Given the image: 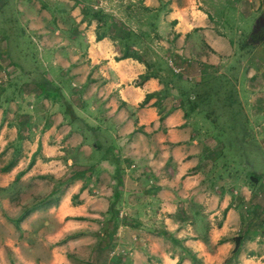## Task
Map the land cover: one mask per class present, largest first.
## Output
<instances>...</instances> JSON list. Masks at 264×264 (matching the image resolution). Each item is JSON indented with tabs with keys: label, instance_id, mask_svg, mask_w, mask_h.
<instances>
[{
	"label": "crops",
	"instance_id": "1",
	"mask_svg": "<svg viewBox=\"0 0 264 264\" xmlns=\"http://www.w3.org/2000/svg\"><path fill=\"white\" fill-rule=\"evenodd\" d=\"M181 2L178 6L170 1L164 22L156 24L170 72L177 77L182 75L184 80L203 79L204 75L226 76L227 64L226 70L232 76L241 69L239 72L249 76V81L253 79L257 73L254 68L260 69L264 64L260 50L264 39L257 41L261 46L256 51L251 50L260 33H251L252 36L249 33L243 38L235 19L241 16L245 19L254 13L256 4L252 5L251 0H218L215 4L201 0L202 9H196L190 0ZM142 3L152 7L155 0H142ZM225 11L234 12V22H226L222 15ZM260 23L258 27L263 28ZM85 42V63L81 66L84 75L77 76L75 71L80 67L70 72L65 70L68 82L60 88L67 114L59 103L39 100L36 94L35 99L13 102L20 108L13 118H3L4 106L0 107V152L12 153L8 162L13 160V164L5 162L2 166L6 171L0 173V188L13 191L25 187L26 190L28 185L55 179L61 169L84 170L90 178L84 188L80 180L68 183L61 195L53 184L46 196L40 198L33 199L38 190H32L29 202L34 201L26 207V211L30 210L20 222L21 234L29 237L38 233L40 228L29 224L43 214L45 205L51 204L46 211L67 218L71 224L100 220L101 229L109 236L106 211L111 187L107 195L106 180L113 184V160L119 158L123 172L121 200L134 202L130 199L139 198L137 191L136 195L132 194L130 184H138L140 192L147 191L146 204L137 218L149 220V227L144 228L141 223L133 227L118 224L113 236L115 249L122 246L119 251L122 254H116L105 264L114 261L120 264H264V177L259 176L253 186L245 179L237 180L229 157L235 150L228 147L224 152L226 157L215 161L218 172L206 187L200 162L208 149L201 144L207 134L214 132L211 120L187 110L174 85L167 84L169 89L163 92L166 87L159 79L146 76L141 63L129 58L115 61L118 54L112 43L107 39L95 41L93 28L86 34ZM249 58L252 63L245 64ZM253 60H258L255 63L258 66ZM236 61L239 66L232 65ZM50 71L52 77L46 74L47 78L58 83V73L62 74L58 69ZM142 76L145 79L137 84ZM260 76L264 78V71ZM230 80L239 96V78L230 77ZM146 95H149L146 102L139 107ZM258 98L264 103L262 94ZM253 117L255 122L264 125V109ZM16 139L20 141L18 150H15L17 147L10 149ZM222 150L220 145L213 151L221 153ZM31 156L33 162L27 167ZM96 177L103 180L102 186ZM211 186L215 192L203 193L206 188L212 191ZM75 195L72 203L71 197ZM8 201L11 199L2 200V207ZM208 219L217 222H208L206 227L204 220ZM136 235L143 236L141 240L145 241L140 242ZM237 236L242 240L237 252L232 253L233 239ZM53 254L52 251L48 263L41 264L63 262L57 256L54 260Z\"/></svg>",
	"mask_w": 264,
	"mask_h": 264
},
{
	"label": "rangeland",
	"instance_id": "2",
	"mask_svg": "<svg viewBox=\"0 0 264 264\" xmlns=\"http://www.w3.org/2000/svg\"><path fill=\"white\" fill-rule=\"evenodd\" d=\"M133 1L136 0H0V107L4 106L3 118H11L10 116L13 118L18 114L19 104L17 105V103L13 102L35 99L36 89L32 80L35 77L34 73L37 74L36 71L41 70L50 78L53 73L50 70L54 69L56 71L58 69L64 75L61 81L65 83L68 82L69 78V75L66 76L67 72L65 70L70 72V69L74 71L77 67H80L75 72L79 77L84 75L81 66L85 63V36L89 30L94 28V22H91L89 26H85L86 20L82 18L86 6L102 8L104 12L111 14L117 20L114 23L118 26V35L121 29H129L134 33L138 32L142 30L139 23L146 22L147 19L152 21L150 19L151 13L139 12L137 7L132 5ZM160 1H168L169 3L172 0ZM160 1L155 0V5L148 7L155 9L161 4ZM173 1L178 6L182 4L181 0ZM184 1L186 2V0ZM198 1L200 5H198L196 0H190V4L193 8L202 9V2L201 0ZM210 1L213 4L218 2V0ZM251 4H254V6L256 4L257 6L254 13L245 19L242 16L237 19L234 18L235 22H239L243 38L246 35L248 36L249 33L252 36L254 32H262L264 34V27H258L259 22L264 25V0H251ZM232 12L225 11L222 14L223 16L225 15L226 22H234L232 17L234 12ZM166 14L164 12L160 13L158 16L159 20H157L164 22ZM4 34L7 35V38H4ZM160 39L161 37L158 35V38L151 41L150 48L154 54L150 56L155 58L156 55L161 59L164 67L169 69L164 56V46L159 44ZM262 39H264V36ZM254 41L256 43H252L250 49L256 51L261 44L257 43L258 40L254 39ZM260 50L263 51L262 55L264 57V41ZM249 60L250 58L246 59L245 64L251 62ZM255 63H258V60H253V64ZM73 64L75 66H72ZM232 65L239 66L237 61L232 63ZM255 65L258 66L257 64ZM226 68L227 64L224 71L227 79H230V77L239 78V96H235V98L238 106L241 107L243 115H246L249 121L248 129H246V148L251 146L255 152L254 156H249L251 160L247 162L249 164L243 163L244 161H238L239 166L234 165L232 169H236V172L241 175L246 176V172H252L264 177V125L263 123L255 122L253 117L254 113H259L260 110L264 109L263 101L257 100L259 94L264 96V78L260 76L262 71H264V64L260 69L253 67L257 73L253 74L254 78L250 81L248 80L249 76L239 72L241 69L237 70V75L232 76L233 74H229ZM221 71H223V68H221ZM208 76L210 75L202 77L206 78ZM178 78L180 83L183 82L190 85L195 84V80L198 79L186 78L184 80L182 75L178 76ZM231 90V93L234 92L233 88ZM166 103L169 104L170 101L166 100ZM237 108L235 107V109ZM201 111L205 113L207 107L203 106ZM200 114L203 115L202 112ZM239 135L241 133L232 134V137L238 141L241 139L238 137ZM207 136V139H204L201 145L207 147L208 150L206 156L201 158L203 161L200 162L204 171L206 187L210 184L212 175L218 172V165H216L218 162L215 163V161L226 157L224 152L228 149L227 145L223 147L221 153L213 151L215 148L216 150L220 148V142L218 143L212 134ZM19 142V139H16L14 143L12 141L9 148L17 147ZM237 144L241 149L245 148H242L239 142ZM15 150H18V147ZM11 154L5 155V150L0 152V168L10 158L12 159ZM14 158H16V154H14ZM7 164H13V160ZM242 164H245V166L243 167ZM0 173L2 172L0 171ZM55 176V179H44L41 182L28 185L26 190L25 187L13 191L7 188H0V264H41L52 258V251L55 253L53 254L54 260L55 256L63 258V262L57 264H105L106 260H113L116 254H122V252H119L122 246L117 250L115 249V236L110 239L108 235L104 234L100 226V220L96 219L92 223H84L82 221L71 224L67 221V218L62 219L57 214L54 215L51 212H47L46 208L51 204L45 205L43 214L32 219L33 224H29V227H32V225L36 226V228L39 227V232L29 237L21 234L20 222H23L22 217L29 212L30 209L26 211V207L32 205L31 203L34 201L35 196L37 198L46 196L47 192L51 190L52 184L54 187H58L55 191H59L61 195L63 188L74 180L82 181V188L90 182V178L85 176V171L79 169L71 171L61 169L56 172ZM95 180L102 186L103 180L101 178L96 177ZM129 186H131L132 194L136 195L135 192L137 191L140 196L139 198L130 199L134 202H129L126 198L122 201L119 209L122 213L119 212L118 214L119 225L133 227L141 223L142 227L148 228L149 220L137 218L141 217L140 214L146 204L148 192L145 190L140 192L138 184L135 186L130 184ZM109 187H112V185L106 180L107 195ZM35 189L38 190V195H32L34 198L29 202L31 198L30 192ZM211 190L206 188L203 193L209 192L211 194L216 191L213 187ZM96 191L100 192L98 189ZM101 193H103V189H101ZM91 194L94 195V193ZM10 199L12 202L8 201L6 207H2V200ZM133 220H136V222L130 224ZM208 222L215 223L217 221L204 220L206 227L209 226ZM138 237L141 240L143 236L136 235V238ZM26 238L27 240H25ZM27 249L30 251L26 252Z\"/></svg>",
	"mask_w": 264,
	"mask_h": 264
},
{
	"label": "trees",
	"instance_id": "3",
	"mask_svg": "<svg viewBox=\"0 0 264 264\" xmlns=\"http://www.w3.org/2000/svg\"><path fill=\"white\" fill-rule=\"evenodd\" d=\"M160 3L161 4L159 7L152 9L148 6H145L141 0L133 1L132 5L137 7L139 12H146V14L151 13L150 19H152L151 21L146 18V22L139 23L142 27V30H139L135 33L129 29H121L119 30L120 33L117 35L118 26L114 23L117 22V20L111 14L104 12L102 8L86 6L82 18L86 20L85 26H89L91 22H94L93 34L95 41L107 39L112 42L114 51L118 54L116 57H114L115 61L129 58L141 63L147 72L146 76L159 79V81L166 87L163 89V92L166 93L168 91L169 88L167 87V84L174 85L175 87L173 89L177 92V94H181V97L186 104L187 110H190L192 113L202 112L205 118L211 120V125L213 126L214 132H211L207 135H214L218 143L220 142L219 144L221 145V148L228 145L229 148L235 150L233 151V154H230L229 156L231 158L230 161L233 164V168L234 165L239 166L238 163L240 161H244L243 163H247L248 161L250 162L251 160L249 156H254L255 152L251 146L246 148V129H248V123L243 115V112L241 111V107L237 104L232 80L227 79L226 76L223 75H219L220 77L218 75H213L203 79H198V81L193 85L184 84L183 82H181V84L178 80L179 78L173 75L169 69L164 67L161 59H159L156 55L155 58L150 56L151 54H154L153 50L150 48V43L151 41L158 38L156 33V24L159 22L158 16L162 12L166 14L169 11L166 7L169 4L168 1H160ZM263 36L264 34L260 33L255 40H259L260 38L262 39ZM4 38H7L6 34H4ZM36 72L37 74L34 73L35 77L32 80V83L36 89V98L39 100L46 99L51 102L59 103L62 110H64V112L67 114L66 109H68V107L66 106L67 104L60 89L61 86L65 84L64 81H61V78L64 75H60L58 73L60 81L58 83H54L47 78L45 72H41V70ZM144 79L145 76H142L137 84H140V82H142ZM229 81H231V83H229ZM231 88L234 90L232 93ZM148 96L149 95L145 96L143 102L139 104V107H141L146 102ZM233 105L238 108L235 109ZM203 106L207 107V111L205 113L201 111ZM198 107H200V109L196 110ZM161 119L162 116L159 115V120ZM72 121L73 120L71 118V122ZM239 133H241V135L238 137L241 139L238 141L237 139L234 140L232 134L236 135ZM238 142L239 145L242 148L245 147V149H241L237 144ZM32 162L33 160L31 156L27 167H29ZM0 171H6V167H2ZM232 172L237 180L242 181L245 179V181L251 186L255 185L258 181L259 176L252 172H246V176L236 172V169H232ZM122 176L123 172L119 167V158H115L113 160V171L111 175V181L113 184L111 187V195L109 197L106 211L108 225L111 229V231H109L110 239L112 238L120 221L118 214L122 202L120 188L122 186ZM75 199L76 195L71 197V202L75 203ZM241 240V236H237L233 239L232 253L237 252ZM109 264L120 263L114 261Z\"/></svg>",
	"mask_w": 264,
	"mask_h": 264
}]
</instances>
